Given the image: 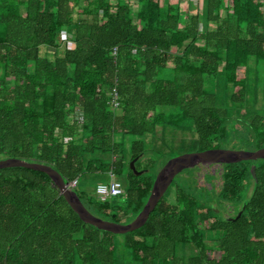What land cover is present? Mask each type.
Here are the masks:
<instances>
[{"label": "trees", "instance_id": "trees-1", "mask_svg": "<svg viewBox=\"0 0 264 264\" xmlns=\"http://www.w3.org/2000/svg\"><path fill=\"white\" fill-rule=\"evenodd\" d=\"M193 1L0 0V160L52 166L92 214L121 224L96 197L111 173L136 217L169 159L263 148L264 81L253 88L248 75L264 71V0ZM167 109L192 121L195 139L168 145L180 127ZM159 129L154 160L143 139ZM216 177L217 195L191 175L175 179L143 228L115 235L83 223L46 174L0 170V264H264V161ZM93 178L105 181L78 191ZM243 203L240 218L223 216Z\"/></svg>", "mask_w": 264, "mask_h": 264}, {"label": "water", "instance_id": "water-1", "mask_svg": "<svg viewBox=\"0 0 264 264\" xmlns=\"http://www.w3.org/2000/svg\"><path fill=\"white\" fill-rule=\"evenodd\" d=\"M135 158L130 163V169L136 176H142L144 171H138ZM264 161V148L257 151L211 149L203 152H192L182 154L169 160L158 172L153 183L152 190L143 210L128 224H117L113 221L102 219L92 214L82 203L79 195L71 185L65 183L63 177L50 165L36 161L21 159H1L0 170L10 168H25L46 174L55 187L58 188L70 208L78 215L80 220L95 229L115 235H125L143 228L148 222L150 215L154 212L160 201L172 186L174 180L188 170L200 167L235 165L243 162ZM256 165L251 167L252 180L257 184ZM219 213V211H217ZM240 212L233 221L240 218Z\"/></svg>", "mask_w": 264, "mask_h": 264}, {"label": "rangeland", "instance_id": "rangeland-1", "mask_svg": "<svg viewBox=\"0 0 264 264\" xmlns=\"http://www.w3.org/2000/svg\"><path fill=\"white\" fill-rule=\"evenodd\" d=\"M131 2H135V0H131ZM193 2L195 4L196 0H194ZM79 18L85 19V16L83 15V16H81ZM56 52H57L56 50L49 49L47 47H42L41 48V53H42L43 57H46L49 60H54L56 58V55H57ZM250 72H251L250 73V77L248 75V82L250 83V85L253 86V88H255L257 86L260 87L261 84L264 81V71H262L259 74H256L254 69L251 67L250 68ZM210 85L213 88V84H210ZM212 90L216 91L215 89H212ZM225 108H227V107H225ZM255 108L258 109V110H261V109L264 108V94H263L262 88L260 89L259 101H258L257 106ZM263 111H264V109H263ZM166 114L171 119V120H169V124L170 125H176V126L180 127V131H178V132L168 129V132L163 137V139H166L169 142L168 145L172 146V145H174V141L175 142H179V140L183 139V138H186V139H195L196 138V134H195V131L193 129L194 128L193 127V123H192L191 120H185L182 123H178V120L176 118L177 117V113H176V111L174 109H167L166 110ZM161 136H162L161 129H159L158 130V134H157V139H154L153 136H148L147 138L143 139L145 142H147L149 144H152V145L155 144L156 145V148H153V146H151V148H150V150L152 148L155 149L154 150L155 154H158L155 157H153V156L151 157L154 160H157L159 157H161L160 156L161 154H159L160 153V150H159L160 146L163 143V140L159 139V138H161ZM132 141H133L132 137H127L126 138V145H129ZM245 147L246 148H243L242 150H245V149L248 148L247 146H245ZM169 148L171 149V147H169ZM263 148H261V149H263ZM169 150L167 148L165 149L166 152H168ZM234 150L237 151L238 149H234ZM178 152H179V150L177 149V150H175V152L173 154L177 155ZM190 153H192V152H190ZM184 154H186V153H184ZM177 156H180V155H177ZM177 156H175V157H177ZM175 157H173V158H175ZM173 158H171V159H173ZM171 159H169V160H171ZM124 170L127 173V168L126 167H125ZM208 174H212V175H208ZM215 174L217 175V173L214 172V169H210L208 167H201L199 169V167H198V168H196L194 170H188V171L184 172L183 174L178 176L176 179H177V182H179L182 179L183 180L187 179L185 177L191 175L195 179H199L200 182H202V185L205 186L209 191H211L209 189V186H211L212 184L215 183L216 177L213 176ZM101 179L103 181H105V179H103V178H101ZM101 179L93 178V179H91L88 182H86L85 180H82L81 184L78 186V191L79 192H84V190L86 191V190H90V188H95V186L98 183H102ZM116 179L118 181H120L122 183L123 187L125 188L124 180L120 179V178H117V177H116ZM172 185H173L172 187H174V184H172ZM171 189L169 191H171ZM96 197H97V195H96ZM122 200H123L122 198L116 197V198L109 199L108 202L111 204V208L115 212V214L113 215V219H115L116 216H117L118 217V221H120L121 224H128V223H130V222H132L134 220V218H135V217H133V215H134L133 213L134 212L129 210L127 204L125 202H123ZM110 221H112V220H110ZM117 224H120V223H117Z\"/></svg>", "mask_w": 264, "mask_h": 264}, {"label": "built area", "instance_id": "built-area-1", "mask_svg": "<svg viewBox=\"0 0 264 264\" xmlns=\"http://www.w3.org/2000/svg\"><path fill=\"white\" fill-rule=\"evenodd\" d=\"M110 104L112 107L119 106L118 93L116 92V90L113 91ZM75 186V183L71 185L72 188H75ZM96 195L98 200H100L101 202H106L111 198H126L127 192L122 183L116 179L114 173H111L110 181L108 183H102L98 185L96 189Z\"/></svg>", "mask_w": 264, "mask_h": 264}, {"label": "flooded vegetation", "instance_id": "flooded-vegetation-1", "mask_svg": "<svg viewBox=\"0 0 264 264\" xmlns=\"http://www.w3.org/2000/svg\"><path fill=\"white\" fill-rule=\"evenodd\" d=\"M208 168L214 169V172L217 173V175L216 174L213 175L215 177L218 176L219 171H221V172L223 171V167L221 168L220 166H210ZM208 175H212V174H208ZM221 185H222L221 179H217V177H216L215 183L212 184L211 186H209V189L217 195L220 192ZM251 192H252V187L245 189V193H247V195H250ZM225 208H226V211L223 212V216L225 218H227L228 220H233V219L237 218V216L240 212H243V210L245 209V203H243V206L235 207L232 205H228ZM219 213H220V211H219Z\"/></svg>", "mask_w": 264, "mask_h": 264}]
</instances>
